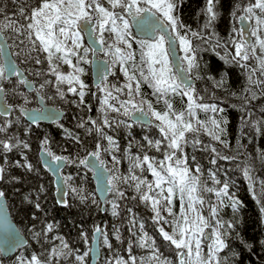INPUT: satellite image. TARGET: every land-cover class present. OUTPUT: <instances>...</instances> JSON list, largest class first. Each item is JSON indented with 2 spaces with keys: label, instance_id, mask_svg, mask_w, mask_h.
Wrapping results in <instances>:
<instances>
[{
  "label": "trees",
  "instance_id": "16d2710c",
  "mask_svg": "<svg viewBox=\"0 0 264 264\" xmlns=\"http://www.w3.org/2000/svg\"><path fill=\"white\" fill-rule=\"evenodd\" d=\"M103 2L105 7H109L107 0H103ZM176 2L178 5L176 15L186 26L181 28L180 32L184 33L191 29V32L200 33L199 37H192L191 32L188 33L196 61L199 64L198 70L193 69L188 73L192 77H200L194 79L196 93L201 98L197 100V103H216L223 109V112L218 113L195 109V119L205 121L209 128H211L212 117L217 120L226 119L227 123L223 125L226 128V135L222 136V139L228 141V147L225 148L201 129L198 133L201 143L193 145L189 142L184 145L183 153L177 152V155L186 158L189 168L200 177L202 184L207 187L214 189L221 187L210 179V172L215 173L216 179L229 182V197H218L215 191L198 193L205 201L203 207L198 204V208L205 216L209 215V204H216L218 205V218L222 222H228L232 225L228 230L227 242L229 247L222 249L220 255L228 259V264H264V212L261 211L262 206H264V195H262L261 189V182L264 181V160L260 158V153L264 152V123L259 126L260 131L251 125V122L256 120L264 122V96L259 95L260 88L256 85H250L259 98L252 100L241 110L239 106L243 105L244 101L239 96H248V93L243 92L247 85L246 71L238 64L226 63L222 59L227 53V58L230 61L231 56L235 54V48L229 42V35L231 33L235 39L239 40L238 33L232 32V29L234 27L239 29L238 18L244 14L243 8L249 3H255V0H218L216 11L219 15L214 26L207 29L203 28L206 17L202 12L206 0H176ZM37 3L38 0H0V8L4 10L0 12V22L6 23L5 16H7L16 20L18 24H26L28 21L19 15V9L23 7L25 14L30 15V9ZM236 4H240L239 10L235 8ZM233 11H236L235 17L231 15ZM256 12L259 14V9ZM250 21L254 27L255 19ZM2 34L8 42L16 64L27 79L35 81L37 76L42 84L45 81L51 83V79L46 77L52 73L49 70L48 53L41 50L42 46L38 40L36 41V50H33V45L26 34L14 33L10 29H4ZM261 35H264V31L261 32ZM104 38L103 48L108 49L109 53L117 54L116 48H120L122 52L126 50L123 54L131 51L134 55L133 62L141 66L139 44L132 43V48L128 49L122 41L117 40L115 33L108 31L104 32ZM32 39H36L35 35L32 36ZM255 39V37H251L252 42H255ZM218 40L220 46L216 47ZM22 41L23 43H21ZM84 47L87 46L81 42V48L77 49V52L80 54V50ZM183 55L181 49V57ZM256 55H260L259 48L256 50ZM69 58L74 65L75 56L70 54ZM37 59L41 63H36ZM125 61H127L124 63L125 68L128 69L130 61L126 59ZM53 63L58 65V71L63 74L74 71L69 64L68 69L63 70V61H57L55 57ZM241 63H247L249 70L257 67L254 58L247 62L241 61ZM37 72L40 75H37ZM132 72L140 80V92L142 94V96L139 95L140 101L141 98L150 101L156 110L163 111L165 110L164 100L167 99L173 104L176 112L184 111L185 119H188L187 97L168 93L158 100L157 95L159 94H153L154 91L140 79L137 70L134 69ZM222 74H226V83L223 87H217L215 80H219ZM257 78L264 79V76H260V72L257 71L253 79ZM50 83L46 84L43 89H40L41 84H37L36 89L30 92L26 91L22 85H13L11 87V90L14 91L13 95L7 94L8 87L5 89V97L11 109L8 115H0V126H3L5 121H12V123L8 125L6 132L0 133V139L7 140L9 136H15L17 139L27 142L30 147L27 149L22 146L14 147L11 151H4L0 148V167L4 168V172L0 173L3 176V179H0V190L6 193L5 199L10 216L27 241L24 247L18 249L13 258L7 261L2 260V262L0 260V264H17L18 259H24L26 262L34 253L39 255L41 259H48V253L52 248L61 243L57 237L63 238L70 248L76 249L82 254L89 249L93 228L97 225L108 235L112 249L103 244V237H99L100 256L96 264H108L114 253L117 252L127 259L128 252L126 249L129 247V241L132 242V254L137 257V264H140V257L146 258L151 251L149 248H141L137 245L138 238L145 232L155 241V246L163 256L176 264L174 246L164 240L158 230L160 226H163L166 231L171 233L172 225L170 223L164 224L163 221L158 224L153 220L154 212L150 202L145 203L140 199L141 193H138L134 186L136 182L129 180L128 183L119 185L120 190L125 193L122 198H115L114 194L109 192L102 210V204L95 194L91 170L79 164V160L84 159L89 152L97 150L96 144L98 142L103 148L108 149L107 152L100 151L99 156V159L104 161L107 170L111 169L124 176L129 175L130 157L139 156L142 158L144 154H147L149 157H155L157 162L163 160L166 142L161 144L160 151L148 143L149 140L162 139V134L157 126L160 122L150 114L149 117L156 122L154 125L132 122L129 115L122 114L123 109L117 113L107 105H102L106 93L102 96H93L90 94L91 92L85 91L86 95L81 102L76 93L65 91L66 88L63 87V83L59 84L65 93L62 99L57 94L58 84L54 74V94L49 92ZM38 89L39 91H37ZM109 90L113 96H118L119 100L120 97L125 100V89L119 93L113 89ZM35 92L43 98L45 103L64 111L60 121L31 125L24 120L20 107H36L37 96ZM233 92L237 93V96H233ZM108 103L119 107L117 100L109 99ZM233 105L237 107H233ZM142 107L147 113V103L143 104ZM249 112L251 115H248ZM242 117L247 122L246 124L242 123ZM105 119L109 121V124H104ZM195 119H193L194 125ZM92 120H95L96 124H93ZM120 121H124V123H120ZM97 126L101 128L104 135L97 132ZM105 135L113 137L115 146L109 145L107 139L104 138ZM45 138L48 142L47 147L54 155L69 158L65 160L66 164L62 170L67 188L65 206L57 204L54 196V178L41 165L39 159L41 142ZM186 138L191 141L193 134L186 133ZM238 140L244 146L243 148L238 149ZM12 143H15V140ZM205 145H213L221 156L235 157V159L217 158L216 163L213 164L211 160L215 154L210 149L206 150ZM113 156L118 158V164L113 160ZM193 156L195 157L194 161ZM246 163L251 165L252 181L243 173ZM27 164L32 165L31 170L26 167ZM197 165L200 166V173H195ZM143 168V171L139 167L135 168L132 174L141 179L146 178L150 182L154 181L152 172L147 170V164L143 165ZM69 177L70 179H68ZM168 186L165 182L163 185L164 195H167ZM72 189H83L81 194L86 196L87 200L81 202L80 195L74 193ZM159 191V189H155V192ZM155 192L150 193V195H154ZM221 199L224 201L223 204L219 203ZM233 199L238 201L235 208L231 206ZM93 200L96 203H93ZM186 200L187 197H185ZM113 201L118 205L115 210L117 215H113ZM36 203L40 204L39 209L35 207ZM166 203L161 198V216L167 220H172L174 217L166 210ZM171 208L172 213L178 217L181 211L178 191L172 197ZM214 220L215 218L213 222ZM48 224H52L53 228L45 233ZM141 224L143 230H141ZM116 229H119L121 236L119 241L114 235ZM82 231L87 234V241L81 239ZM34 232H40V237H35ZM204 252L206 253L207 249H204ZM56 259L53 257L52 264H56ZM60 264H77V262L73 256H69L67 260L60 258ZM85 264H89V255L85 258Z\"/></svg>",
  "mask_w": 264,
  "mask_h": 264
},
{
  "label": "snow or ice",
  "instance_id": "6c2138e0",
  "mask_svg": "<svg viewBox=\"0 0 264 264\" xmlns=\"http://www.w3.org/2000/svg\"><path fill=\"white\" fill-rule=\"evenodd\" d=\"M217 3L218 0H206L205 7L202 9L206 17L203 28L207 29L214 26V22L219 15L216 11ZM107 4L109 7L104 6L103 0H38L37 5L30 9V15L25 14L23 7L19 9V15L28 21L26 24H18L16 20L5 16L7 22H0V33L4 29H10L14 33L26 34L33 45V50H36V41L38 40L42 46L41 50L48 53L49 70L57 78V94L62 99L64 98L65 93L61 90L59 84L66 82L69 85L67 91L76 93L81 102H83L86 95L85 89L87 85L81 79L80 75L84 73V68L79 67L78 64L80 61L88 62L85 60V57L89 52L95 55L98 51H103V48H97L94 45L97 43L103 45L105 43V31L115 33L117 40L122 41L128 49L132 48L133 42L140 45L141 62L142 64L146 63L149 68L148 75H145L143 67H139L140 76L154 89V95L159 94L157 95L158 100L168 93L187 97L188 106L186 111L188 119H185L184 111L176 112L173 104L167 99L164 100L165 110L163 111L156 110L150 101H145L143 98H141L140 104L138 105L135 102V96H142L140 92V80L136 78L134 72L130 74L127 68H122L121 70L124 71L128 79V83L124 87L128 90L127 96L129 99L119 100V97L113 96L112 92L105 86L103 90L106 94L103 98L102 105H107L117 113H120L121 109H123V115H129L130 111H139L142 116L150 114L159 121L160 123L157 126L162 134V139L155 141L149 140L148 143L150 146L154 145L157 151H160L161 144L166 142L167 146L164 149V159L157 162L155 157H149L147 154H144L142 158L139 156L135 158L130 157L131 166L129 168V175L124 176L111 169L105 170L103 160H100L99 164H97L96 160L99 159L100 151H108L107 148H103L98 142L96 144L97 150L89 152L84 159L79 160V164L95 169L96 179L101 183H104L105 179H107V187L105 190L112 192L115 198H122L125 195L120 190V184H126L129 180L136 182L134 186L136 191L141 193L140 199L145 203L150 202V206L154 212L153 220L158 224L163 221L164 224L170 223L172 225L171 233L166 231L163 226H160L158 230L163 239L174 246L176 251V264H228V259L222 257L220 252L222 249L229 247L227 242L228 230L232 225L228 222H222L218 218V205L209 204V215L205 216L200 208L197 207V204L203 207L205 203L203 197L198 194L201 191H215L218 197H229V182H222L216 179L215 173L210 172V179L215 184L221 185V187L218 189L207 187L205 184H202L200 177L194 174L189 168L186 158L177 155V152L183 153L185 144L191 142L193 145H198L201 143L198 138V133L201 129L211 136L214 141L219 142L225 148L228 147V141L222 139V136L226 135V128L223 126L227 123L226 119L217 120L215 117H212L211 128L208 127L205 121L195 119V109H200L205 112L211 111L213 113L223 112V109L216 103H197V100L201 98L196 93L193 80L199 79L200 77L188 75L193 69H199V64L196 61L188 34L191 32V29H188L184 33L180 32V29L186 26L176 15L178 7L176 0H107ZM235 8L239 10L240 4H236ZM257 9H259V14L256 12ZM3 11V8H0V12ZM243 13L244 15L239 17V19H255V26L249 29L250 36L256 38L255 42H252L245 35L244 28L236 29L234 27L232 32L238 33L239 40L235 39L230 33L229 42L234 46L235 54L231 56L230 61L227 58V53L225 57H222L226 63H236L246 71L247 85L243 89V92L248 93V96H239L244 101V104L239 106L241 110L250 104L252 100L259 98L250 85H256V87L260 88L259 95L264 96V87H261L264 86V79H253L257 71L260 72V76H264V35H261V32L264 31V0H255V3H249L243 8ZM231 15L235 17L236 11H233ZM133 26H135L136 32L139 33V39L132 33ZM82 32H87L90 44L89 47L83 48L84 54L80 55L76 50L81 48ZM97 32L99 33L98 37L96 36ZM33 35H35V40L32 39ZM191 36L199 37L200 33L191 32ZM60 37H63V39H60ZM69 40L71 41V48L67 47L65 43ZM177 40L179 41L178 45L176 43ZM219 46L218 40L216 47ZM178 47L183 50L184 55L182 57L176 55ZM257 48H259L260 55H256ZM115 52L120 54L121 60H134V55L131 51L127 52L126 56L120 48H116ZM3 53L4 45H0V58H2ZM58 53L60 55H57ZM69 53L76 57V65L72 64V60L68 55ZM54 57L57 61H63V63L71 65L74 71L67 74L59 72L58 65L53 63ZM253 58L257 62L256 68L249 70L247 63H241V61L247 62ZM36 63H41V61L37 59ZM157 65L159 67H156ZM132 68L137 69V65L133 63ZM7 71L13 74H19L12 61L9 62ZM5 73L6 69L0 63V79L5 77ZM36 74L40 75L39 72ZM133 81H135V88H133ZM20 82L28 86L32 85V82L27 79L22 78ZM48 83L50 81H45L44 84L40 85V89H43ZM103 83L104 81L101 80V84ZM225 83L226 74H222L219 80H215L217 87H223ZM115 91L119 93L123 89L117 88ZM232 95L237 96V93L233 92ZM109 99L119 101V107H116L115 104H109ZM145 103L148 106L147 113L144 112L142 107ZM233 107L237 106L233 105ZM0 115H8V110L3 106H0ZM56 115L58 114L50 116L45 112L44 108H41L38 110V114L32 116L31 119L35 122L38 119H50ZM248 115H251V112ZM193 119H195V125L193 124ZM11 123L12 121H5L4 125L0 126V133L6 132L8 125ZM92 123L96 124V121L92 120ZM120 123H124V121H120ZM148 123L151 124L152 121L149 120ZM242 123H247L243 117ZM262 123L264 122L256 120L252 121L251 125L257 131H260L259 126ZM104 124H109V121L105 119ZM81 126L84 125L81 124ZM96 130L101 135H104L99 126H97ZM186 133L193 134L191 141L186 138ZM104 138L107 139L109 145L115 146L113 137L105 135ZM13 140H15V143H12ZM47 143V138L41 142L42 151L52 157L53 163H50L49 167L58 170L60 164L55 162L69 158L54 155L47 147ZM237 145L238 149L244 147L239 143V140L237 141ZM20 146L25 149L30 147L27 142L19 140L15 136H9L7 140L0 139V148L4 151H11L12 148ZM204 147L206 150L210 149L215 154L211 160L213 164L216 163L217 158L235 159V157L221 156L220 152L213 145H205ZM89 156L95 157L96 159L89 160ZM260 158L264 160V152L260 153ZM192 159L194 161L195 157L193 156ZM113 160L117 164L119 163L116 156H113ZM145 164H147V170L152 172L155 178L154 181L150 182L146 178L141 179L132 174L133 170L137 167L143 171V165ZM26 167L29 170L32 169L31 164H27ZM3 172L4 168L0 167V173ZM200 172V166L197 165L195 173ZM251 172V165L246 163L243 168V173L250 181L253 179ZM0 179H3L2 175H0ZM165 182L169 185L167 195H164L165 190L163 185ZM145 188L147 189L146 191L144 190ZM155 189H159L160 191L155 192ZM261 189L262 195H264V181L261 182ZM72 191L80 195L81 202L87 200V197L81 194L83 189H72ZM176 191L179 192L181 201V211L178 217L175 213H172L171 208L172 197ZM154 192V195H150V193ZM185 197H187L186 201ZM5 198L6 193L0 190V201ZM161 198L167 202L165 206L166 210L174 219L167 220L161 216ZM59 202L67 203L63 199ZM92 202L96 203L95 200ZM223 202L222 199L219 201L220 204H223ZM237 204L238 201L233 199L231 206L235 208ZM35 207L39 209L40 204L36 203ZM112 207L113 215H117L118 213L115 210L118 205L114 201L112 202ZM261 211L264 212V206H262ZM214 218L215 220L213 222ZM140 227L143 230L142 224ZM52 228L53 225L48 224L45 233L51 231ZM209 229L210 231H206ZM40 235V232H34L35 237L39 238ZM80 235L81 239L87 241L88 237L84 231ZM114 235L118 241L121 240L119 229L115 230ZM99 237H103V244L109 249H112L108 235L97 225L93 228L92 240L96 241ZM57 239H60L61 243L52 248L48 253V259H41L39 255L34 253L26 262L24 259H18L17 264H52L53 257L57 258L56 264H60V258L67 260L69 256H73L77 264H85V258L92 251L91 248L81 254L78 250L70 248L63 238L57 237ZM205 243H207L206 253L202 247ZM137 245L141 248L151 249L146 258L140 257V264H174L172 260L163 256L155 246V241L146 232L138 238ZM126 251L128 252L127 259L117 252L114 253L112 259L108 261V264H113V261L114 264H137V257L132 254L131 241H129V247Z\"/></svg>",
  "mask_w": 264,
  "mask_h": 264
},
{
  "label": "water",
  "instance_id": "95a60500",
  "mask_svg": "<svg viewBox=\"0 0 264 264\" xmlns=\"http://www.w3.org/2000/svg\"><path fill=\"white\" fill-rule=\"evenodd\" d=\"M242 15H244V14H241L239 17H241ZM238 26H239V29L240 28L245 29V35L251 40V36L249 33V29H250V27H252L251 21L250 20H242V19L238 18ZM132 31L134 32V34L137 37L140 38L139 33L136 32L135 26L132 27ZM82 34H83V38H84L86 45L89 47L90 41H89V36H88L87 32H82ZM176 43H177V41H176ZM0 45H4V53H3V56L1 58V61H2V64L4 65V67L6 69L5 77L10 78V77H13L15 75V74L7 71L8 66H9V62L12 61V62H14L15 66L18 70V73H19V74H16V76L20 80L22 78L27 79L25 77L24 73L22 72V70L16 64V62L13 58V55L11 53V50L8 46V43H7V41L4 38L2 33H0ZM94 46L97 48H102V45H99L98 43ZM100 53H102V51H98L95 55L92 54V58H91V62H90L93 86H97L100 83V81L103 79V77L107 76L109 73L107 62L105 60L97 57V55ZM176 55L180 56L178 48L176 51ZM174 71H175V69H174ZM28 81H30V80H28ZM193 84L195 86L194 80H193ZM24 87L27 91H31L34 89L33 83L31 86L24 84ZM36 95L38 96V107H31V108L30 107H21V109H20L24 120L31 125H35L37 123H53V122L60 121L63 114H64V111L62 109H59V108L53 106V105L46 104L44 102L43 98L38 95V93H36ZM0 106L5 107L8 110V114H9L10 106H8L4 101L2 89H0ZM41 108H44L45 112L47 114H49L50 116H52L53 114H58V115L53 116V118H50V119H38L35 122H33L31 117L34 115H37L38 110ZM129 119L134 123H140L143 125H150L148 123V121L149 120L152 121V119L149 117V115L142 116L139 111H133L132 113H130ZM158 129H159V127H158ZM39 159H40L41 165L45 169H47L48 172L54 178V185H55L54 196H55V200H56L57 204L60 206H65L64 203H60L59 201H61V199L66 201L67 188H66V185L64 183V179H63V175H62V170L65 167L66 161L61 160V161L55 162V163L60 164V168L58 170H54L52 167H49V164L53 163L52 157L49 156L46 152L42 151V148H40V150H39ZM88 159L94 160L96 158L89 156ZM96 162H97V164H99L100 159H97ZM88 168L91 170V179L94 182L95 194H96L98 200L101 202L102 210H103L104 209V202L106 201L108 193H109L108 191L105 190L107 187V179H105L104 183H101L100 181H98L96 179L95 169H92L90 167H88ZM104 168H105V170H107V168L105 167V163H104ZM206 231H209V230H206ZM26 243H27L26 238L21 234V232L19 231V229L17 228L16 224L14 223V221L12 220V218L10 216L8 206L6 203V199H3L2 201H0V255H1V257L4 259L10 258L11 256H13L18 251V249L24 247L26 245ZM90 248L92 249V251L89 252V264H96V262L100 256L99 238L96 241H93V240L91 241L89 249Z\"/></svg>",
  "mask_w": 264,
  "mask_h": 264
},
{
  "label": "flooded vegetation",
  "instance_id": "af4514ba",
  "mask_svg": "<svg viewBox=\"0 0 264 264\" xmlns=\"http://www.w3.org/2000/svg\"><path fill=\"white\" fill-rule=\"evenodd\" d=\"M36 4V3H35ZM118 11V9H117ZM133 35L134 32L132 31ZM174 35V33H173ZM96 36L98 37L99 34L98 32L96 33ZM136 36V35H135ZM81 37H82V42L86 45L85 41H84V38H83V34L81 33ZM137 37V36H136ZM137 39H139V37H137ZM8 43V42H7ZM135 43V42H133ZM137 44V43H135ZM179 44V41L177 40V45ZM9 46V45H8ZM87 46V45H86ZM88 47V46H87ZM102 48H103V45H102ZM178 51L180 53V56H181V49L178 47ZM110 52V51H109ZM87 57V63H84V65H82V68H84V73L81 74V79L84 81V83L87 85V88L85 89L86 92H91L90 94H92L93 96L94 95H103L105 94V91L103 90L105 86L108 87V89H113L115 91V89H117V86H120V89H125V87L123 86V82L121 81V79H123L125 77V73L124 71H122L121 69L122 68H125V65L124 63H126L127 61L123 60L120 61V62H116V58L117 57H114V54L113 53H109L108 54V49L106 50L105 48H103V51L102 53L98 54L97 57L100 58V59H103L107 62L108 64V75L107 76H104L103 77V81L104 83L101 84V81L100 83L98 84L97 86H93V81H92V74H91V68H90V62H91V58H92V52H89L88 55L86 56ZM114 57V58H113ZM111 58H113V61L111 60ZM115 60V62H114ZM0 63H2L1 61V58H0ZM19 67V66H18ZM69 65L68 64H65L63 63V70H66L68 69ZM174 70V69H173ZM67 73V72H66ZM130 74L132 72H129ZM25 75V74H24ZM36 76V75H35ZM26 77V76H25ZM46 77H49L51 79V83L49 85V92L51 94H54V89H53V74L52 73H49V75H47ZM27 78V77H26ZM29 80V79H28ZM21 80L16 76V74L13 76V77H10V78H6L4 77L1 81H0V89H2L3 91V98H4V101L5 103L10 106L6 100V91L5 89L8 87L9 90L7 92L8 95H13L14 94V91L11 90V87L13 85H17V86H20L22 85L24 87V84L20 82ZM33 85H34V89L31 90V91H34L36 89V86L37 84H42V81L36 76V80L35 81H32L30 80ZM74 86V85H73ZM114 86V87H113ZM63 87L66 88L65 91H67L68 89V84L65 82L63 83ZM25 89V87H24ZM26 90V89H25ZM27 91V90H26ZM30 92V91H28ZM68 92V91H67ZM37 92H35V95H36ZM125 93H127V90L125 89ZM121 94V93H120ZM37 96V95H36ZM103 98V97H101ZM121 99L120 100H123L122 97H120ZM47 104V103H46ZM26 107V106H25ZM38 107V96H37V106ZM31 108V107H30ZM11 109V107H10ZM21 109V107H20ZM152 119V118H151ZM152 123L150 125H154L156 122L155 120L152 119ZM14 257V256H13ZM12 256L8 259H4L1 257L0 255V260L2 262L3 261H7V260H10L11 258H13Z\"/></svg>",
  "mask_w": 264,
  "mask_h": 264
},
{
  "label": "rangeland",
  "instance_id": "374dc122",
  "mask_svg": "<svg viewBox=\"0 0 264 264\" xmlns=\"http://www.w3.org/2000/svg\"><path fill=\"white\" fill-rule=\"evenodd\" d=\"M60 39H63V37H60ZM82 42V41H81ZM66 43V46L67 47H69V48H71L72 47V45H71V41L69 40V41H66L65 42ZM77 51V50H76ZM126 51V50H125ZM125 51H123V52H125ZM183 51V50H182ZM122 52V53H123ZM80 54L81 55H83L84 53H83V49L82 50H80ZM108 54H109V52H108ZM126 54H127V52L125 53V56H126ZM69 55H70V53H69ZM114 57H117L116 58V61H117V63L118 62H120V61H122L123 62V60H121L120 59V54H114ZM113 57V58H114ZM113 58H111V60L113 61ZM85 60L87 61V57H85ZM125 60V59H124ZM74 62H75V64L74 65H76L77 64V59H76V57H75V60H74ZM114 62H115V60H114ZM84 61H80L79 62V64H78V66L79 67H81V65H84ZM133 63H135V62H129L128 64H129V68H128V70H129V72H132V70H134L133 68H132V64ZM139 67H143V71H144V74L145 75H148V73H149V68H148V66H147V64L146 63H143V64H141V66H138L137 65V74H139V76H140V71L138 70V68ZM156 67H159L158 65L156 66ZM81 75V74H80ZM137 78V77H136ZM140 79H142V77L140 76ZM121 81L123 82V86H125L127 83H128V79H127V77H126V75H125V77L123 78V79H121ZM142 81H144L143 79H142ZM144 83L145 84H147L148 86H149V84L147 83V82H145L144 81ZM132 84H133V88H135V81H133L132 82ZM150 87V86H149ZM151 89H152V91H154V89L152 88V87H150ZM126 90H127V88H125ZM128 91V90H127ZM125 95V100H127V99H129V97L127 96V93H125L124 94ZM135 102L139 105L140 104V97H139V95H136L135 96ZM133 111H130V113H132ZM130 115V114H129ZM167 163V162H166ZM197 207H198V204H197ZM209 231H210V229H209ZM202 247H203V250L204 249H207V243H205L204 245H202ZM14 256V255H13ZM12 256V257H13Z\"/></svg>",
  "mask_w": 264,
  "mask_h": 264
}]
</instances>
